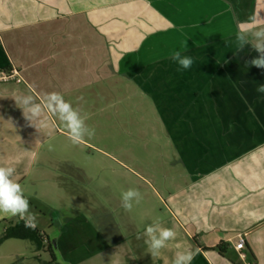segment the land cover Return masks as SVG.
<instances>
[{"label": "crops", "instance_id": "1", "mask_svg": "<svg viewBox=\"0 0 264 264\" xmlns=\"http://www.w3.org/2000/svg\"><path fill=\"white\" fill-rule=\"evenodd\" d=\"M252 16L259 21L254 28L264 27V0H0V70L18 72L16 82L0 84V166L15 168L13 180L26 198H32L28 181L44 177L41 152L61 132V121L45 111L46 126L35 120L31 126L18 96L43 103L45 94L58 92L76 108L96 85L105 90L106 79L127 76L136 88L149 86L141 77L166 86L172 103L162 124L176 151L172 163L177 155L181 168L167 169L165 191L152 188L165 214L146 217L145 225L161 217L175 238L153 256L145 225L131 218L106 220V234L82 217L68 218L42 234L54 261L38 264H173L187 250L197 253L192 264H244L234 248L239 236L246 262L264 264V94L253 81L264 85V78L245 63L257 55L251 45L237 52L234 42L239 22ZM184 42L185 54L200 64V85L188 70L161 78L160 67L169 72L177 65L169 57ZM212 60L220 65L214 72L207 67ZM19 221L0 214L2 231ZM11 240L19 241L10 243L17 244L13 257H21V247L36 251L27 240Z\"/></svg>", "mask_w": 264, "mask_h": 264}, {"label": "rangeland", "instance_id": "2", "mask_svg": "<svg viewBox=\"0 0 264 264\" xmlns=\"http://www.w3.org/2000/svg\"><path fill=\"white\" fill-rule=\"evenodd\" d=\"M229 53L220 56L221 63L230 58ZM212 62L207 67L214 72V68L218 69L220 65ZM167 68L169 72L160 67L165 72L161 78H166L168 74L171 78L175 75L178 77V74L182 75L185 71L180 70L178 65ZM254 69L258 70L255 74H262L264 78V69ZM188 72L195 76L194 84L200 85V64H193ZM130 81L132 79L127 76L106 79L105 90L101 89L100 83L85 94V103L74 105L86 117V124L95 129L93 138H86V143L74 145L68 139L67 129L61 122V132L43 148L40 158L47 157V165H42L45 179L33 176L28 181L32 198H27L30 210L38 215L36 229L40 235L48 234L68 218L82 217L96 232L106 234V220L115 217L131 218L137 222L136 226L141 227L147 223L146 217L165 214L152 188L165 191L167 169L175 166L173 172L177 174L181 168L176 160L177 155L175 163H172V155L176 151L168 143V130L162 124V121L166 122L165 110L172 103L166 102L167 96L163 95L167 92L166 86L157 81L148 82L141 77L140 81L148 83V88H136ZM253 81L255 86L260 85L259 80ZM178 82L175 81L177 87H182ZM217 82L233 86L230 81ZM156 89L161 95L150 94L156 93ZM49 145L52 150H49ZM56 170L73 172L74 175L53 176ZM137 173L150 184L142 182ZM38 181L42 182L41 189H35ZM175 183L179 181L175 180ZM129 188L139 190L143 196L131 212L121 207L120 199L121 192ZM2 233L0 224V236ZM10 243L19 241L7 239L0 243V264H38L50 260L49 254L42 249L33 251L23 247L20 250L21 257H13V253L17 252V247L14 248L17 244Z\"/></svg>", "mask_w": 264, "mask_h": 264}, {"label": "clouds", "instance_id": "3", "mask_svg": "<svg viewBox=\"0 0 264 264\" xmlns=\"http://www.w3.org/2000/svg\"><path fill=\"white\" fill-rule=\"evenodd\" d=\"M259 21L255 16L249 17L239 22L238 31L235 33L234 42L237 52L243 51L246 45L257 53L251 60L246 61L247 66L264 69V27H253ZM251 37V39H249ZM233 41H226L231 44ZM183 51L174 50L169 59L178 65L180 70H190L194 63L191 55H186V42L181 45ZM256 92L264 94V85H258ZM20 105L23 117L33 126V121H38L41 126H46V122L41 119L42 114L47 111L52 116L58 118L67 129L68 139L74 144L86 143V138L95 136V129L89 127L80 111L73 108L72 104L66 101L58 92L45 94L43 103H38L32 95H20L15 100ZM49 150L51 145H49ZM15 168L11 166H0V214H10L19 217L24 222L26 228L35 230L37 227V214L30 210L28 199L24 195V190L20 183L13 180ZM121 207L131 212L134 205L139 204L143 199L139 190L129 188L121 192ZM155 224L144 226V235L147 237L145 243L151 255L156 256L164 248L169 240L175 238L176 233L169 228L161 226V217H157ZM197 253L192 250L178 251L173 264H192Z\"/></svg>", "mask_w": 264, "mask_h": 264}, {"label": "trees", "instance_id": "4", "mask_svg": "<svg viewBox=\"0 0 264 264\" xmlns=\"http://www.w3.org/2000/svg\"><path fill=\"white\" fill-rule=\"evenodd\" d=\"M7 239H20L29 241L35 250H40L43 247L45 251L49 254L51 261H54V254L48 239H43V236L37 231V229L32 230L24 226L23 221L15 223L13 226L7 227L2 235L0 236V243ZM46 245H43V244Z\"/></svg>", "mask_w": 264, "mask_h": 264}, {"label": "built area", "instance_id": "5", "mask_svg": "<svg viewBox=\"0 0 264 264\" xmlns=\"http://www.w3.org/2000/svg\"><path fill=\"white\" fill-rule=\"evenodd\" d=\"M18 80V72L15 69H4L0 70V84L7 82H16ZM245 247V239L243 236H239L234 248L238 252L240 260L244 264H249L246 262V254L243 252Z\"/></svg>", "mask_w": 264, "mask_h": 264}]
</instances>
